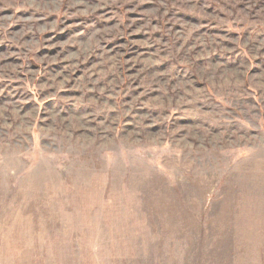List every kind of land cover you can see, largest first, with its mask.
<instances>
[{
    "label": "rangeland",
    "instance_id": "374dc122",
    "mask_svg": "<svg viewBox=\"0 0 264 264\" xmlns=\"http://www.w3.org/2000/svg\"><path fill=\"white\" fill-rule=\"evenodd\" d=\"M0 264H264V0H0Z\"/></svg>",
    "mask_w": 264,
    "mask_h": 264
}]
</instances>
